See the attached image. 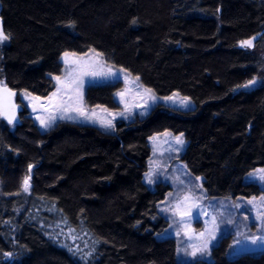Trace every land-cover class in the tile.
Returning <instances> with one entry per match:
<instances>
[{"label":"trees","instance_id":"trees-1","mask_svg":"<svg viewBox=\"0 0 264 264\" xmlns=\"http://www.w3.org/2000/svg\"><path fill=\"white\" fill-rule=\"evenodd\" d=\"M0 25L10 36L0 85L19 107L15 124L0 116V264H183L175 241L158 237L169 187L143 181L156 134H183L181 162L208 197L259 195L243 180L264 168V83L242 86L263 65L264 0H0ZM256 35L255 49L240 47ZM90 50L193 108L158 105L113 133L66 121L41 131L18 94L49 96L61 56ZM115 90L89 88L84 99L114 111ZM226 246L210 264H264V253L227 258Z\"/></svg>","mask_w":264,"mask_h":264},{"label":"rangeland","instance_id":"rangeland-1","mask_svg":"<svg viewBox=\"0 0 264 264\" xmlns=\"http://www.w3.org/2000/svg\"><path fill=\"white\" fill-rule=\"evenodd\" d=\"M256 39L253 41V46L251 48L241 47L247 50L255 49V42L261 39V35L254 36ZM7 41L0 42V45H5ZM259 52L263 58V65L259 71L258 76L255 78L257 83L255 85H250L248 88L257 87L264 83V43L262 42ZM259 53V54H260ZM73 54V53H70ZM95 51H87L84 54H75L70 56L69 60L76 61L81 65L86 67L88 71H108L116 73L115 77H91L84 76V96L89 88L93 87H104V86H115L116 90L113 94V99L117 103V109L114 111L106 107L100 106V108H106L108 112L115 115L113 120L114 125L117 121H122L124 123H130L134 119H142L146 117L156 106L163 105L174 110L188 111L193 108L192 103L187 99V106L182 104L184 97L178 94H172L168 97L160 98L157 97L152 91L150 94H146L145 90L148 89L141 85L137 78H134L127 74L121 69L113 67L108 63L101 54ZM62 64V71L59 76H63L70 70V68L75 67V64H65L64 54L60 58ZM55 88L56 81L54 80ZM55 89L53 90V92ZM52 92V93H53ZM118 92H124V101L129 105L131 115L125 113L124 116H120L119 113L124 111L125 103L121 102V98L116 95ZM24 92L18 94L20 101L27 107L30 112V116L35 121L36 125L41 131H45L53 125L59 123L60 121L73 122L80 125H89L98 128L106 133H113L115 128L109 129L101 126L99 122H91L78 117L74 120L69 119H59L60 113L53 112L51 108L48 111L44 109H39L33 111L32 103L30 100L25 99L23 96ZM51 93V94H52ZM51 94L49 96H51ZM16 96L13 97L16 103ZM47 96V97H49ZM150 96H154L155 100L150 99ZM35 97V96H34ZM47 97L40 98L39 101L35 103L48 105L49 101ZM58 103V101H56ZM147 103L148 107L145 108L143 105ZM17 104V103H16ZM84 106L91 110L94 107L88 106L84 99ZM97 108V116L101 119L107 118L112 119L107 113L100 111ZM139 113H144V115H139ZM49 114H55L57 119L48 128H42L40 126V121L36 119L37 116L42 118L48 116ZM75 115V113H73ZM163 134V133H161ZM158 134L154 135L157 136ZM180 135V134H179ZM177 135H171L169 137L159 136V140L155 143L150 138V157L147 162V170L144 174L143 181L145 185L150 190H155L157 185H166L169 187L168 193L165 195L164 199L158 204V213L167 221V227L162 232L167 231V235L161 237L160 239H173L176 244L175 253L176 259L183 264H190L195 261H204L208 264L213 262L212 252L215 247H217L222 240L227 243L225 256L227 258H234L243 253L249 254H260L264 253V242L257 241L256 244L252 243L253 236L264 235V181L259 180L260 169L249 172L244 177L245 183H250L256 185L260 193L253 197H236V198H211L205 193L202 185V178L195 177L189 173L185 165L181 162V155L186 148V142L183 146L177 145L172 137ZM184 139V137H182ZM185 141V139H184ZM177 149H179L177 151ZM148 173H152L151 179L152 183L148 182ZM254 174L251 178L249 174ZM199 178V179H197ZM22 192L26 195L28 192ZM172 195H169V194ZM185 195H190V199L187 200L182 206L181 211L186 208H191L192 216L185 218V225L187 229L190 230L189 234L193 237L198 236L200 232H205V236L199 239L188 240L181 231V224L179 223V216H174L172 214V208L176 202L182 199ZM255 198V199H253ZM252 200V203H248ZM194 204H199V207H192ZM198 214V219L196 218ZM260 216L261 218H257ZM213 217H215V222L213 223ZM180 231V235L176 233ZM215 236L216 239L212 240L211 237ZM206 240H210L207 251L201 256L192 257L190 255L192 248L189 247L191 244H203Z\"/></svg>","mask_w":264,"mask_h":264},{"label":"snow or ice","instance_id":"snow-or-ice-1","mask_svg":"<svg viewBox=\"0 0 264 264\" xmlns=\"http://www.w3.org/2000/svg\"><path fill=\"white\" fill-rule=\"evenodd\" d=\"M10 39V36L8 34H5L3 31L2 25H0V42L6 41ZM256 39V37H252L251 39L242 40L240 41L241 47H248L251 48L253 46V41ZM94 51V50H93ZM75 54H70L65 52L64 53V62L65 64H75L76 66L73 68H70V70L63 76H55L52 77L56 81V88L55 91L51 94V96L47 97V100L49 101L48 105L45 104H39L37 105L35 102L40 100V97H34L30 92H24L23 96L25 99L30 100L32 103V109L33 111H37L39 109H44L45 111H48L49 108L53 110V112L60 113L59 119H69L74 120L78 117L83 118L84 120L91 121V122H99L102 127L112 129L115 127L113 120L115 119V115L113 113L108 112L106 108H100V106H96L95 108L89 110L84 106V85L85 81L83 79L84 76H91V77H115L116 73L112 72L111 70L108 71H88L86 70V67L81 65L80 63L76 61L69 60L70 56H74ZM99 55V54H97ZM121 71H123L121 69ZM138 79V78H137ZM257 81L255 79L248 81L246 84H244L242 87L248 88L250 85H255ZM0 84H3L2 81H0ZM146 94H150L151 90L146 89ZM16 95L15 92H13L11 89L7 87L6 84H4L2 87H0V116L4 117V119L7 120L8 124H15L17 123V105L13 102L12 98ZM117 96L121 98V102L125 103L124 111L120 112V116H124L125 113H128L131 115L130 107L129 105L124 101V92H118L116 93ZM150 99L153 101L155 100L154 96H150ZM168 99H172V97H168ZM58 101V103L56 102ZM187 98H185L182 101V104L187 106ZM145 108L148 107L147 103L143 105ZM97 108H100V111L105 112L108 114V116H111L112 119L103 118L97 116ZM75 113V115H73ZM139 115H144V113H139ZM37 120L40 121V126L42 128H48L51 126L52 123H54L57 119V116L55 114H49L48 116L42 118L41 116L36 117ZM163 135L164 137H169L172 134L169 132H164L163 134H158L157 136H153L151 139L155 143L159 140V136ZM183 134L172 137L177 145L183 146L185 141L182 138ZM179 149H177L178 151ZM33 166L29 165V170H31ZM259 172L261 175H259V180L264 181V169H260ZM148 182L152 183V173H148ZM254 174L250 173L249 177L251 178ZM30 179L31 176L28 175L24 178L22 182V189L24 192L30 191ZM199 179V178H197ZM169 195H172L171 193ZM190 199V195H185L182 199L178 200L176 204L172 208V214L174 216H179V223L181 224V231L184 232V235L187 237L188 240L192 239H199L201 237L205 236V232H200L198 236L193 237L189 234V231L187 229V225H185V218L191 217L192 212L191 208H186L185 210L181 211V206ZM255 199V198H253ZM262 200H264V197H261ZM248 203H252V200H249ZM192 207H199V204H194ZM198 219V214L196 216ZM257 218H261L258 216ZM213 223L215 222V217L212 218ZM71 231V230H70ZM177 235H180V231L176 233ZM161 237L167 235V231L164 233L159 234ZM212 240L216 239L215 236L211 237ZM257 241L264 242V235L261 236H253L252 237V243L256 244ZM210 243V240H206L203 244H191L189 247L192 248V251L190 255L192 257H197L198 255H203L208 248V245ZM7 256H11L12 253H5Z\"/></svg>","mask_w":264,"mask_h":264},{"label":"water","instance_id":"water-1","mask_svg":"<svg viewBox=\"0 0 264 264\" xmlns=\"http://www.w3.org/2000/svg\"><path fill=\"white\" fill-rule=\"evenodd\" d=\"M3 85H0L2 87ZM13 102L15 103L14 99L12 98ZM19 110V107L17 106V111Z\"/></svg>","mask_w":264,"mask_h":264}]
</instances>
